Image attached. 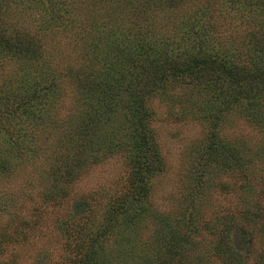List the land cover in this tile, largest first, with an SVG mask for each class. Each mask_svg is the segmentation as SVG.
<instances>
[{
    "label": "trees",
    "instance_id": "obj_1",
    "mask_svg": "<svg viewBox=\"0 0 264 264\" xmlns=\"http://www.w3.org/2000/svg\"><path fill=\"white\" fill-rule=\"evenodd\" d=\"M30 1L42 15L41 21L31 28L10 23L4 29L2 16L9 12L11 1L0 0V61L8 57L25 67L22 71L14 68L17 71L11 79L20 84L21 91L19 86L17 91L0 87V180L30 159L45 157L49 162L41 176L42 187L37 189L38 205L33 208L40 222L52 221L55 253L46 264H191L185 262L189 252L199 251L208 239L204 229L214 236L205 248L206 264H264V211L256 204L255 209L246 206L237 212L240 221L238 215L228 214L231 219L219 222L221 230L215 234L216 225L208 220L200 226L202 216L191 208L173 223L167 219L165 229L146 233V241L138 243L134 235L141 220L165 221L146 209L151 182L164 170L151 127L149 99L168 84L188 80L223 96L224 109L241 107L252 122L261 121L257 115L264 95V26L246 32L241 41L253 42V47L241 53L234 46L239 45L235 38L219 42L212 22L198 27L195 18L205 16L201 0H193L198 11L193 18L183 13L173 18L164 15L170 23L164 25L155 21L156 12L176 10L187 0H76L79 4L73 7L74 0ZM124 1L130 7L127 12L119 10L118 4ZM29 7L25 13L29 14ZM239 10L253 23L260 13L264 15V0H248ZM120 13L132 19L125 21ZM69 14L73 17L67 18ZM76 27L82 31L76 48L87 64L75 59V64L64 68L56 65L57 59L46 60V39ZM60 58L66 57L60 53ZM64 83L69 88L62 90ZM70 88L79 100L70 99V111L57 114L53 107L57 101L61 108L65 106ZM216 134L212 132L207 159L202 158V174L209 176L214 168L219 176H211L219 178L236 170L232 172L241 175L238 179L231 176L234 193L249 189L248 183L243 186L238 181L246 179L247 162ZM109 155L121 158L125 176L120 190L104 196L105 204L96 205L101 212L90 217L95 210L85 199L70 200L73 185L87 174L93 159ZM218 185L226 189L223 180ZM203 188L202 183L199 195H204ZM68 201H72L69 209L60 213ZM9 202L0 197V213L7 211ZM236 219L234 232L247 241L243 256L232 249L229 238L228 222ZM12 222L0 230V249L3 242H30L22 223L19 230L11 227Z\"/></svg>",
    "mask_w": 264,
    "mask_h": 264
},
{
    "label": "rangeland",
    "instance_id": "obj_2",
    "mask_svg": "<svg viewBox=\"0 0 264 264\" xmlns=\"http://www.w3.org/2000/svg\"><path fill=\"white\" fill-rule=\"evenodd\" d=\"M10 1L9 12L2 16L4 29L10 23H13L16 28H28L27 25L31 28V25L41 21L42 15L37 13L30 0ZM207 1L201 0L202 12L205 16L195 18L198 27L201 28V25L206 22H212L217 26L214 27L215 37L219 42H226L225 39H231L233 42L235 38L236 41H239L236 42L239 45L234 46L241 53L253 47V42L246 43L248 40L246 42L241 40L246 32L257 29L259 25L264 26V15L260 13L253 23L250 22V18L245 17L248 14L239 10V7L245 8L248 0H213V4H207ZM76 3L79 4L74 0L71 7ZM118 5L121 6L119 10L123 12H127L130 8L126 1ZM26 6L31 7H29V14L24 12ZM195 9L193 0H187L183 3V7L176 10L171 11V9L165 8L164 10L168 11H157L156 14L159 17L155 21L158 22V25H164L169 23L164 15L173 18L175 15H182V13L185 18L190 19L194 17L193 14L198 13ZM120 14L125 18V21L132 19L127 16L128 13ZM71 17L73 14L67 16V18ZM81 32V29L76 27L53 38H47L45 59H57L56 65L64 66V68H67V65L75 64L76 60L87 64L75 44V40ZM165 33L163 32V34ZM169 33L172 34V32ZM60 53L64 58L66 57L64 60H60ZM45 59L43 58V61ZM20 65V61L9 60L8 57L0 61V87H7L14 91L19 90L20 84L11 79L15 76L14 71H17ZM22 70H25L24 66L18 71ZM68 86L64 83L61 88L62 90L67 89ZM72 91L74 90L70 88L69 93ZM77 97L72 92L68 97L70 104L67 101L61 108L60 102L57 101L53 108L58 111L57 114L63 115L70 111L71 100ZM223 101V96L218 97V93L212 94L210 90H202L200 86L195 87L188 80L168 84L165 89L158 91L149 99L150 108L153 111L151 127L156 134L162 153L164 170L159 173L160 175H156L151 182L146 209L165 221L159 223L152 219L149 223L141 220L134 234L138 236L136 242L140 243L138 240L146 241L148 239V236H145L146 233L165 229L164 224L167 219L173 223L172 220L191 208H196V211L201 214L202 219L198 222L200 226L208 220L211 221L210 224L216 225L213 234L221 230L218 223H221L222 220V223H226L225 221H228L231 214L238 215L237 218L240 221L241 217L238 213L246 206L250 209L261 207L264 211V95L261 99L262 107H259V115H257V118L262 120L255 123L249 119V116H246L247 112L241 107L233 108L230 105L224 109ZM212 132H217L218 139L230 143L237 149L241 158L247 162V167L245 166L246 179L240 178L238 181L243 186L248 183L249 189L244 187L239 190V193H234V180H231V176H237V173L232 172L236 170H232L230 173L227 171L228 173L219 178L211 176L219 174L214 168H210L209 176L202 174V158L207 159V146L212 141ZM36 158L39 159L36 160ZM36 158L17 166V171L12 172L10 177L0 180V197H6L11 201L7 211L0 213V230L4 225L10 224V220H13L11 227L20 230L19 225L22 223L23 231L30 240L29 243L22 241L21 243L12 242L8 245L3 242V247L0 249V264H11L12 261V264H46L50 260L47 257L55 253L51 249L54 243L52 241V221L45 220L43 223L34 217L33 208L38 205H36L37 189L42 187L41 176L49 164L45 157ZM91 162L87 174L73 185L74 189L70 200L79 197L82 200L85 199L91 209L95 210L94 214L90 212V217H93L101 212L96 205L98 203L105 204L104 196H112L120 190L121 181L125 176V168L118 155L97 156L96 161L93 159ZM240 175L237 176V179ZM200 178L201 182H199ZM220 180L225 182L226 189H220L218 185ZM202 183L204 185L203 196L198 194V187ZM243 196L245 197L242 198ZM191 201L195 204L190 206ZM71 204L72 201L63 204L60 213L66 212ZM254 204L257 205L255 208ZM235 222L237 223V219L228 222L231 228L229 237L231 247L238 255L243 256L247 241L243 240L242 235L234 232ZM204 230V236L210 240L205 239L206 242H202L204 247L199 251L189 252L185 262L208 263L206 255L204 256L205 248L210 247L208 243L213 241L214 236L208 230ZM107 246L109 247L110 244L107 243ZM48 248L50 251L44 252ZM40 251H43L44 255L41 256ZM51 251L52 253H50ZM136 262L127 263L124 261L121 264H138ZM250 263L252 264V262Z\"/></svg>",
    "mask_w": 264,
    "mask_h": 264
}]
</instances>
